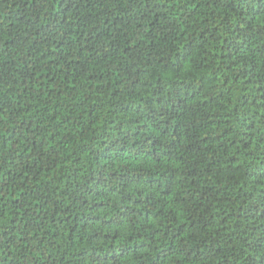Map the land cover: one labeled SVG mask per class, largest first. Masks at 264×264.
<instances>
[{
	"label": "trees",
	"instance_id": "trees-1",
	"mask_svg": "<svg viewBox=\"0 0 264 264\" xmlns=\"http://www.w3.org/2000/svg\"><path fill=\"white\" fill-rule=\"evenodd\" d=\"M0 264H264V0H0Z\"/></svg>",
	"mask_w": 264,
	"mask_h": 264
}]
</instances>
